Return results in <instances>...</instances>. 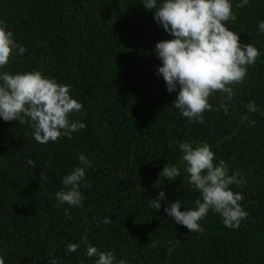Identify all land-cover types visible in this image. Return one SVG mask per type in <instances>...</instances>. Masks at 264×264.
Instances as JSON below:
<instances>
[{
  "label": "trees",
  "instance_id": "obj_1",
  "mask_svg": "<svg viewBox=\"0 0 264 264\" xmlns=\"http://www.w3.org/2000/svg\"><path fill=\"white\" fill-rule=\"evenodd\" d=\"M233 12L237 19L227 27L261 55L245 81L234 86L229 113L206 111L200 125L188 123L171 106L176 93H168L156 75L161 65L155 45L171 37L142 0H0V20L26 48L0 71L38 70L71 85L84 106L73 119L86 124L71 139L40 144L27 119L23 125L0 120L5 264H51L52 259L95 264V257L84 254L85 237L129 264H264V33L258 30L264 0H250L243 8L234 4ZM220 99L216 93L209 102L216 107ZM250 101L255 113L247 112ZM244 115L248 120L242 122ZM181 142L211 146L216 161H226L230 174L246 179L245 185L231 186L243 195L248 213L238 229L225 227L219 214L209 211L200 221L203 231L191 233L164 213L177 199L192 208L199 198L180 165ZM78 153L92 162L80 188L83 206L56 207L55 193L78 166ZM166 163L181 167V175L161 184L158 174ZM160 191L167 203L157 212L149 201ZM69 243L79 245L75 253H66Z\"/></svg>",
  "mask_w": 264,
  "mask_h": 264
},
{
  "label": "clouds",
  "instance_id": "obj_2",
  "mask_svg": "<svg viewBox=\"0 0 264 264\" xmlns=\"http://www.w3.org/2000/svg\"><path fill=\"white\" fill-rule=\"evenodd\" d=\"M250 0H142V6L154 13V21L171 39L156 43L154 52L160 61L156 75L161 77L168 93H176L172 107L178 110L188 123L203 125L204 112L222 111L229 113L228 103L236 95L235 85L242 84L248 68L261 55L251 42L242 44L240 34L230 30L227 22H235L233 6L243 8ZM258 30L264 33V20L258 22ZM26 48L19 44L14 33L4 20H0V69L9 64L10 58L22 56ZM72 87L58 83L55 78L45 76L41 71L17 72L0 71V120L31 122L32 136L40 144L57 142L86 128V124L73 119L74 114L83 110V104L72 94ZM220 94V102L214 107L210 98ZM247 112L258 109L255 101L245 105ZM248 116L242 117V122ZM254 125L255 121H249ZM180 165L187 174L188 184L199 193L195 206L186 208L182 199L167 204L164 213L175 224L186 227L191 233L203 231L202 221L209 211L219 214L225 227L238 229L248 213L241 205L243 195L234 192L232 185L242 186L246 179L239 172H231L224 160L216 161L215 153L207 144L181 142ZM78 166L62 180V188L55 193L56 207H82L85 199L80 188L86 172L92 167L91 160L84 153H78ZM216 161V162H214ZM30 165L35 162L29 160ZM181 175V167L166 163L158 174L161 184L175 181ZM41 180L47 176L41 172ZM162 202L167 203L165 192L160 191L149 207L159 212ZM181 209H184L181 211ZM105 223H110L105 219ZM85 255L95 257V264H129L126 259H117L114 251H101L87 242ZM151 247H156L152 241ZM76 243L66 245V253H75ZM0 264L5 259L0 254ZM51 264H59L52 259Z\"/></svg>",
  "mask_w": 264,
  "mask_h": 264
}]
</instances>
